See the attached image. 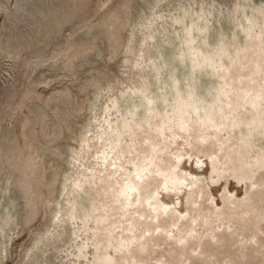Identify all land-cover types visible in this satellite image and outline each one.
Wrapping results in <instances>:
<instances>
[{"label":"rangeland","instance_id":"374dc122","mask_svg":"<svg viewBox=\"0 0 264 264\" xmlns=\"http://www.w3.org/2000/svg\"><path fill=\"white\" fill-rule=\"evenodd\" d=\"M0 264H264V0H0Z\"/></svg>","mask_w":264,"mask_h":264}]
</instances>
